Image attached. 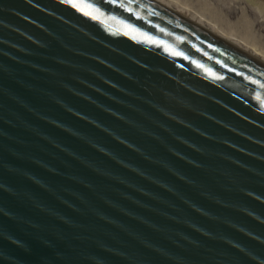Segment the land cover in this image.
Segmentation results:
<instances>
[{"label":"water","instance_id":"obj_1","mask_svg":"<svg viewBox=\"0 0 264 264\" xmlns=\"http://www.w3.org/2000/svg\"><path fill=\"white\" fill-rule=\"evenodd\" d=\"M0 264H264V67L150 0H0Z\"/></svg>","mask_w":264,"mask_h":264},{"label":"rangeland","instance_id":"obj_2","mask_svg":"<svg viewBox=\"0 0 264 264\" xmlns=\"http://www.w3.org/2000/svg\"><path fill=\"white\" fill-rule=\"evenodd\" d=\"M190 10L210 18L219 27L242 38L264 54V14L256 10L255 0H177ZM264 3V0H256ZM264 8V4H262ZM255 9V10H254ZM261 59L264 56L260 57ZM264 60V59H263Z\"/></svg>","mask_w":264,"mask_h":264},{"label":"bare ground","instance_id":"obj_3","mask_svg":"<svg viewBox=\"0 0 264 264\" xmlns=\"http://www.w3.org/2000/svg\"><path fill=\"white\" fill-rule=\"evenodd\" d=\"M153 3L159 5L160 7L164 8L165 10L169 11L170 13L174 14L178 18L190 23L191 25L195 26L199 30L205 32L206 34L212 36L216 40L224 43L225 45L229 46L230 48L234 49L240 54H243L250 60L260 64L264 67V58L261 59L260 57L264 56L263 51H259L258 49L254 48L255 46L250 45L244 39L239 38L233 40L235 34L227 31L214 23L212 20L207 19L201 13L197 11L190 10V8L177 0H150ZM263 2V1H262ZM262 2L256 1L254 4L257 6L255 11L259 14H264V8L262 7ZM233 38V39H232Z\"/></svg>","mask_w":264,"mask_h":264},{"label":"snow or ice","instance_id":"obj_4","mask_svg":"<svg viewBox=\"0 0 264 264\" xmlns=\"http://www.w3.org/2000/svg\"><path fill=\"white\" fill-rule=\"evenodd\" d=\"M75 7V5H73Z\"/></svg>","mask_w":264,"mask_h":264}]
</instances>
